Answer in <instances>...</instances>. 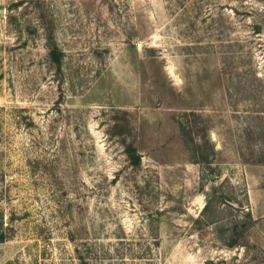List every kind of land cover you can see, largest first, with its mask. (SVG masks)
Listing matches in <instances>:
<instances>
[{"label":"rangeland","instance_id":"374dc122","mask_svg":"<svg viewBox=\"0 0 264 264\" xmlns=\"http://www.w3.org/2000/svg\"><path fill=\"white\" fill-rule=\"evenodd\" d=\"M0 264H264V0H0Z\"/></svg>","mask_w":264,"mask_h":264},{"label":"trees","instance_id":"16d2710c","mask_svg":"<svg viewBox=\"0 0 264 264\" xmlns=\"http://www.w3.org/2000/svg\"><path fill=\"white\" fill-rule=\"evenodd\" d=\"M0 240H3V238H1Z\"/></svg>","mask_w":264,"mask_h":264}]
</instances>
